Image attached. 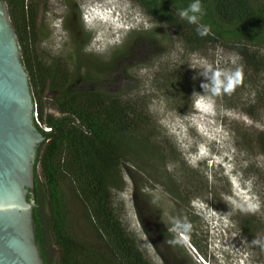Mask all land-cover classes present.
Instances as JSON below:
<instances>
[{
    "label": "rangeland",
    "instance_id": "374dc122",
    "mask_svg": "<svg viewBox=\"0 0 264 264\" xmlns=\"http://www.w3.org/2000/svg\"><path fill=\"white\" fill-rule=\"evenodd\" d=\"M70 1L82 7L86 30L92 35L86 51L100 54L106 61L112 49L122 43L127 30H148L156 24L131 0ZM66 2L40 0L36 25L44 33L36 39L33 49L40 58H61L74 67L77 53L70 30L62 20L67 12ZM90 6L96 10L94 15ZM161 26L156 31V41L148 47L140 46L118 63L104 86L119 91L123 98L148 112L161 138L163 135L169 140L184 162L198 171V182H194H201L203 189L188 187L191 202L180 201L164 186V167L147 173L127 167L124 181L112 190L115 214L151 264H198L201 257L209 264H264V154L256 141L259 132L264 131V42L254 45V57L262 68L254 67L253 71L245 66L235 47L206 42L189 48L172 30L168 32ZM209 65L213 71L240 69L242 80L231 93L221 88L220 94L215 95L211 91L215 84L213 72L207 71ZM164 73L176 74L205 92L193 99L192 113L178 112L162 87ZM92 77L90 73L89 78ZM202 84L206 87L202 88ZM29 87L31 92L30 84ZM200 97L206 104L196 103ZM251 106L255 117L248 113ZM47 109L55 112L49 101ZM172 164L167 168H173L177 175L179 165ZM180 180L189 182L182 175ZM63 191L73 235L112 261L105 242L94 232L67 182ZM137 206L141 207L146 225L154 227L158 219L163 225H172L171 229H151L156 246L145 234ZM181 207L185 214H180ZM243 218L254 221V235L243 230ZM185 226L189 234L183 233Z\"/></svg>",
    "mask_w": 264,
    "mask_h": 264
},
{
    "label": "trees",
    "instance_id": "16d2710c",
    "mask_svg": "<svg viewBox=\"0 0 264 264\" xmlns=\"http://www.w3.org/2000/svg\"><path fill=\"white\" fill-rule=\"evenodd\" d=\"M131 1L156 24L148 30H127L106 61L104 56L86 51L92 35L86 30L84 11L67 0L62 20L77 53L74 67H69L61 58H40L33 49L36 39L44 33L36 25L40 0H5L31 86L34 124L46 136L39 143L34 164L33 213L43 264H151L113 207L112 190L124 181L127 167H137L144 173L164 167V186L180 201L191 202L188 187L203 189L201 182H194H198V171L184 162L169 140L163 135L161 138L148 112L123 98L119 91L104 86L118 63L140 46L148 47L156 41V31L164 25L189 48L219 42L237 48L250 70L262 68L254 57V45L264 42V0H199L203 14L195 13L197 23L178 15L196 0ZM205 27L208 34L200 35L198 29ZM90 73L94 77L89 78ZM161 83L178 112L184 114L192 113L193 99L205 93L176 74H162ZM48 101L55 112L48 111ZM248 113L255 117L252 106ZM256 141L264 154V131L259 132ZM169 163L179 165L177 175L173 168H167ZM180 175L189 182L182 183ZM64 182L84 207L89 224L105 242L112 261L71 232ZM183 208L180 214L186 213ZM137 212L145 234L156 246L151 229H171V223L163 225L158 219L150 227L145 224L141 207L137 206ZM243 221V230L254 235V221ZM182 231L189 234L188 226ZM195 245L201 250L196 242Z\"/></svg>",
    "mask_w": 264,
    "mask_h": 264
},
{
    "label": "water",
    "instance_id": "95a60500",
    "mask_svg": "<svg viewBox=\"0 0 264 264\" xmlns=\"http://www.w3.org/2000/svg\"><path fill=\"white\" fill-rule=\"evenodd\" d=\"M17 41L7 3L0 0V264H43L33 213V169L46 136L34 124Z\"/></svg>",
    "mask_w": 264,
    "mask_h": 264
},
{
    "label": "clouds",
    "instance_id": "9594fccd",
    "mask_svg": "<svg viewBox=\"0 0 264 264\" xmlns=\"http://www.w3.org/2000/svg\"><path fill=\"white\" fill-rule=\"evenodd\" d=\"M189 12L193 13V15H189ZM195 13H202V6L199 3V0H196L195 3L191 4L188 9L180 10L178 15L184 19L186 18L189 23H197L198 17L195 15ZM198 33L200 35H206L208 34V28H203L201 31L198 29ZM207 71H212L213 72V82L215 84V87L211 90L213 94L219 95L221 92V88H223L224 92L231 93L235 86L241 82L242 80V72L240 69H237L235 72H222L220 70L213 71L211 66L209 65L207 68ZM224 77L222 80L221 77ZM202 88L206 87L205 85H201ZM197 102H201L206 104V101L203 99V97H200L196 100ZM198 264H209L205 260V262L199 261Z\"/></svg>",
    "mask_w": 264,
    "mask_h": 264
},
{
    "label": "built area",
    "instance_id": "2783aa9c",
    "mask_svg": "<svg viewBox=\"0 0 264 264\" xmlns=\"http://www.w3.org/2000/svg\"><path fill=\"white\" fill-rule=\"evenodd\" d=\"M47 129V128H46Z\"/></svg>",
    "mask_w": 264,
    "mask_h": 264
}]
</instances>
